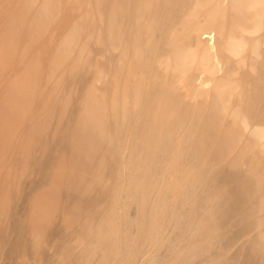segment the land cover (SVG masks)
I'll return each instance as SVG.
<instances>
[{
    "label": "bare ground",
    "instance_id": "bare-ground-1",
    "mask_svg": "<svg viewBox=\"0 0 264 264\" xmlns=\"http://www.w3.org/2000/svg\"><path fill=\"white\" fill-rule=\"evenodd\" d=\"M0 170V264H264V0H0Z\"/></svg>",
    "mask_w": 264,
    "mask_h": 264
},
{
    "label": "rangeland",
    "instance_id": "rangeland-1",
    "mask_svg": "<svg viewBox=\"0 0 264 264\" xmlns=\"http://www.w3.org/2000/svg\"><path fill=\"white\" fill-rule=\"evenodd\" d=\"M206 32H209L207 33L206 35H208L207 37L209 38V43L208 45L210 46V43H212L211 47H216L218 45V43H216L214 40H215V36L212 32V30H207ZM191 49H197V41L195 39V36L194 35H190L185 41H184ZM247 51V48L245 49V52ZM243 52V50H242ZM209 60V58H208ZM204 66H208V67H204L202 66L204 69H206L205 71V74L201 76V78H199L198 80L194 81L192 84L195 86V87H203L202 83L205 81H207L208 79H210L211 76L213 75H217V74H220L218 70H216V68L214 66H209V64H206V62L203 64ZM209 68L211 69V71L209 70ZM247 69L245 67H243L241 70H239V74L237 77H241L239 75H242L243 73H247L246 72ZM254 74V73H253ZM238 79H242V78H238ZM210 84V83H209ZM177 92L179 94H181L186 100L188 101H193L194 99H187V87L186 86H183V87H179L177 88ZM235 102V99H232L229 101V105H232L233 103ZM262 123V122H261ZM19 125H17L18 127ZM5 175L4 171L3 170H0V178H3V176Z\"/></svg>",
    "mask_w": 264,
    "mask_h": 264
}]
</instances>
